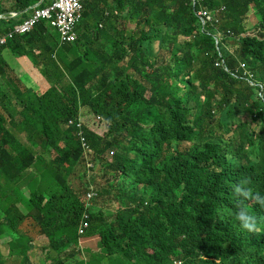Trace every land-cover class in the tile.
<instances>
[{
	"label": "trees",
	"instance_id": "1",
	"mask_svg": "<svg viewBox=\"0 0 264 264\" xmlns=\"http://www.w3.org/2000/svg\"><path fill=\"white\" fill-rule=\"evenodd\" d=\"M40 1L0 6V35ZM206 7L225 9L218 24L203 26L190 0H91L81 23L102 28L72 44L43 20L6 46L34 59L50 85L43 95L9 72L0 48V106L13 118L0 113V237L12 239L0 264H31L29 220L59 256L52 264H264V0ZM250 12L258 35L243 38ZM83 107L108 127L86 137L96 159L114 151L100 194L118 206L90 211L84 238L100 240L88 261L85 195L69 183L84 156L66 127Z\"/></svg>",
	"mask_w": 264,
	"mask_h": 264
},
{
	"label": "built area",
	"instance_id": "2",
	"mask_svg": "<svg viewBox=\"0 0 264 264\" xmlns=\"http://www.w3.org/2000/svg\"><path fill=\"white\" fill-rule=\"evenodd\" d=\"M89 1L91 0H50L47 8L37 10L31 19L27 20L22 25H17L7 35H1L0 48L8 45L9 41L13 40L16 36L31 32L42 19H47L50 26L58 31L62 43L69 44L76 42V28L83 18L84 7ZM192 1L194 6L198 4L200 5V9L197 11V16L200 18L203 26H206L207 24L215 25L220 22L219 11L203 9L201 6L203 0ZM217 66H219V64H217ZM94 123L104 122L99 116H96ZM67 126H74L77 128V135L80 140L84 160L87 162L88 169H92L93 166L90 164V157L94 155V149L87 141L86 131H91L97 135H102V133L89 127L81 117L77 120H69ZM110 154L111 156H108L109 163L112 162L114 152L112 151ZM98 194L99 191L95 186H90L87 189L85 194L86 213L84 214L78 229L80 237H84L90 228V216L87 212L92 208V203L97 200Z\"/></svg>",
	"mask_w": 264,
	"mask_h": 264
},
{
	"label": "rangeland",
	"instance_id": "3",
	"mask_svg": "<svg viewBox=\"0 0 264 264\" xmlns=\"http://www.w3.org/2000/svg\"><path fill=\"white\" fill-rule=\"evenodd\" d=\"M0 14V18H1ZM128 23V28L133 30L135 28V24L132 21L126 20ZM257 24V18L255 17L253 12H250L245 20V25L248 28V33L251 35H258V29L256 27ZM90 31L89 35L93 36L94 34L98 33L100 30L98 29V23L96 21L90 22ZM81 29V27L79 28ZM82 30V29H81ZM78 36V35H77ZM58 40V38H57ZM232 48V47H231ZM234 48V47H233ZM238 48V45H237ZM166 54V51L164 52ZM126 90L129 89V86L125 87ZM45 94V93H44ZM43 95V94H41ZM80 117L87 123V125L94 130L102 133L104 135L108 127L104 123H94L96 120V116L91 114L87 108H81L80 110ZM252 127H255L254 124H251ZM234 128H237L235 125ZM55 154H53V158H55ZM109 156H111L109 152ZM48 161V158H46ZM106 162V160H104ZM104 161L98 160L95 158V156L90 157V164L93 166L92 169H88L87 162L82 160L83 166L78 167L73 175L69 178V183L73 185V187L78 191L83 189V192L81 194V198L83 199L85 193L87 192V189L90 186H95L99 190L98 198L96 201L92 203V209L94 210H101L104 213H112V211H116L118 209V206L112 202V200L108 197H103L100 194V188H107V183L112 181V176L110 174L105 175V164ZM218 167V169H217ZM216 167V173H219L221 170V167ZM219 170V171H218ZM24 196L28 199L31 196V191H24ZM23 228L26 231H29L30 238H34L38 240L39 246H37L33 251V256L31 259V264H52L51 261L48 260V256H51L53 259L57 260L58 255L49 252L47 249L48 245L46 242V238L40 239V230L34 223V221L29 220L26 221L23 225ZM99 237H93V238H82L79 242V247L83 251V259L85 261H88L90 256L92 254H95L98 252V243H99ZM7 255V253H6ZM8 256V255H7Z\"/></svg>",
	"mask_w": 264,
	"mask_h": 264
},
{
	"label": "crops",
	"instance_id": "4",
	"mask_svg": "<svg viewBox=\"0 0 264 264\" xmlns=\"http://www.w3.org/2000/svg\"><path fill=\"white\" fill-rule=\"evenodd\" d=\"M8 1L9 0H0V6L6 8L5 6H6ZM7 5L10 6V4H7ZM32 8L33 7L29 8V11ZM19 14H20V17L18 19H21L23 17L22 13H18L15 11L11 12L12 18H15V19H17V16ZM32 14H30L29 16H31ZM1 19L5 20L4 14L1 15L0 20ZM86 22H87V20H86ZM83 23H85V21L82 22L77 28L78 40H81L90 31V29H85L83 27ZM80 27L82 30L79 29ZM98 27L102 28V24H99ZM41 52H42L41 50H37L36 54L40 55ZM1 55H2V58L6 61V63L9 64V69H10L9 72L13 73L16 77H18L21 80L22 85L24 87L29 88V89H33L34 91H36L40 95L46 93L47 90L50 88V85L47 81V78L44 76L41 69L35 65L34 59H31L28 56H24V57L15 56L14 53L12 52V50L9 48L3 49ZM4 86H5L4 80L0 76V95L3 91ZM13 105H14V107H17L16 103H14ZM0 113H2L5 116V118L7 119L8 122H11L13 120L12 117H10L8 114H5V112L2 110L1 106H0ZM25 177H29L31 179L33 177L32 171H29L28 173H26ZM23 231L29 233V231H26L24 228H23ZM39 238L42 239L43 238L42 235ZM45 240L48 244L47 239H45ZM10 241H12L11 237H6V236L0 237V249L3 253V255L6 257L10 253ZM35 242H36V244L33 246L34 249L37 246H39L37 239H35ZM6 253H7V255H6Z\"/></svg>",
	"mask_w": 264,
	"mask_h": 264
},
{
	"label": "clouds",
	"instance_id": "5",
	"mask_svg": "<svg viewBox=\"0 0 264 264\" xmlns=\"http://www.w3.org/2000/svg\"><path fill=\"white\" fill-rule=\"evenodd\" d=\"M191 1V4H192V6H193V9H194V13L196 14V16H197V11L200 9V5L198 4V5H196V6H194V4H193V1L192 0H190ZM45 2V1H44ZM206 2H207V0H203L202 2H201V6H202V8L203 9H206V10H209V11H219V14H220V19L222 20V18H223V13H224V8H220V9H211V8H208V7H206ZM49 3H50V0H49ZM48 3V4H49ZM38 4V3H37ZM44 4V3H43ZM42 4V5H43ZM47 4V5H48ZM38 6V7H36V8H32L31 10H33V14L31 15V16H29L28 18H26L22 23H20V24H18V25H22L23 23H25L27 20H29V19H31L33 16H34V14L36 13V11L37 10H39V9H45V8H47V6ZM35 6V5H34ZM84 10H85V7H84ZM83 13H84V11H83ZM83 19V18H82ZM43 20H47V19H42L36 26H35V28L43 21ZM220 20V21H221ZM48 21V20H47ZM82 21V20H81ZM49 23V22H48ZM81 23V22H80ZM79 23V24H80ZM78 24V25H79ZM50 25V24H49ZM78 25H77V27H78ZM17 26V25H16ZM15 26V27H16ZM14 27V28H15ZM51 27V26H50ZM13 28V29H14ZM35 28L31 31V32H29V33H26V34H30V33H32L34 30H35ZM53 28V27H52ZM13 29H11V30H13ZM53 29H55V28H53ZM10 30V31H11ZM56 30V29H55ZM57 31V30H56ZM58 32V31H57ZM76 33H77V28H76ZM4 35H7V34H2V36H4ZM22 35H25V34H22ZM1 36V35H0ZM19 36H21V35H19ZM241 36L242 37H247V36H251V34H249V33H246V34H241ZM17 37V36H16ZM59 37H60V34H59ZM216 38V44L219 46V42H220V36L219 37H215ZM77 39H78V36H77ZM11 41V40H10ZM9 41V42H10ZM77 41V40H76ZM60 42H61V39H60ZM62 43V42H61ZM9 44V43H8ZM63 44H68V43H63ZM69 44H72V43H69ZM6 46H8V45H6ZM6 46H4V48H6ZM230 50L231 51H233V48H231L230 47ZM220 56H221V53H220ZM217 64H219V66H217ZM215 66L216 67H221V66H223V68L226 70V71H228V69H227V67L225 66V62L224 61H222V62H220V63H216L215 64ZM100 117V116H99ZM80 118V117H79ZM71 120H74V119H71ZM68 123V122H67ZM66 127L67 128H69L68 126H67V124H66ZM70 127H72V126H70ZM88 131V130H87ZM86 131V132H87ZM91 132V131H90ZM91 133H93V132H91ZM95 134V133H94ZM97 135V134H96ZM77 137H78V135H77ZM78 139H79V137H78ZM79 142H80V140H79ZM110 152H112V151H110ZM114 152V151H113ZM82 153H83V151H82ZM94 156V155H93ZM108 156H109V153L105 156V160L108 162ZM113 156H114V154H113ZM113 156H112V161H113ZM98 159V158H97ZM98 160H100V159H98ZM85 161V160H84ZM112 163V162H111ZM97 189V188H96ZM98 190V189H97ZM99 191V190H98ZM86 194V193H85ZM91 210H94V209H90L87 213L89 214V216H90V211ZM85 211H86V206H85ZM86 213V212H85ZM84 213V214H85ZM84 216V215H83ZM82 221V220H81ZM81 224V223H80ZM80 227V226H79ZM79 229V228H78ZM90 229V228H89ZM88 232V231H87ZM87 232H86V234H87ZM86 234L84 235V237L86 236ZM79 235V234H78ZM84 237H81V238H84ZM225 238V233H223V240H225L224 239Z\"/></svg>",
	"mask_w": 264,
	"mask_h": 264
},
{
	"label": "water",
	"instance_id": "6",
	"mask_svg": "<svg viewBox=\"0 0 264 264\" xmlns=\"http://www.w3.org/2000/svg\"><path fill=\"white\" fill-rule=\"evenodd\" d=\"M44 1H45V0H41L38 4H36L35 6H33V8H36V7H38V6H41V5L44 3ZM240 37H242V36L240 35ZM243 38H244V37H243ZM244 68H245V65H244V64H241V65H240V69H239V68L236 69L235 71H233L232 74H233L235 77L240 76V75H239L240 70H241V69H244ZM251 77H253V76H251ZM217 166H218V165H217ZM217 166H216V167H217ZM217 169H218V167H217Z\"/></svg>",
	"mask_w": 264,
	"mask_h": 264
},
{
	"label": "flooded vegetation",
	"instance_id": "7",
	"mask_svg": "<svg viewBox=\"0 0 264 264\" xmlns=\"http://www.w3.org/2000/svg\"><path fill=\"white\" fill-rule=\"evenodd\" d=\"M99 136H103V135H99ZM88 141V140H87ZM88 143L90 144V142L88 141ZM91 145V144H90Z\"/></svg>",
	"mask_w": 264,
	"mask_h": 264
}]
</instances>
